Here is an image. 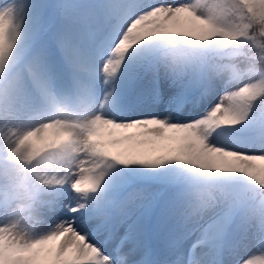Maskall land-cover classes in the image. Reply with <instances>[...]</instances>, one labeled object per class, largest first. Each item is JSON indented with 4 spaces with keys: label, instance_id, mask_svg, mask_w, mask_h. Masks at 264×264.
I'll use <instances>...</instances> for the list:
<instances>
[{
    "label": "snow or ice",
    "instance_id": "6c2138e0",
    "mask_svg": "<svg viewBox=\"0 0 264 264\" xmlns=\"http://www.w3.org/2000/svg\"><path fill=\"white\" fill-rule=\"evenodd\" d=\"M257 245L264 0H0V264H264Z\"/></svg>",
    "mask_w": 264,
    "mask_h": 264
},
{
    "label": "rangeland",
    "instance_id": "374dc122",
    "mask_svg": "<svg viewBox=\"0 0 264 264\" xmlns=\"http://www.w3.org/2000/svg\"><path fill=\"white\" fill-rule=\"evenodd\" d=\"M192 2H194V0H191ZM213 103L215 102L214 100L212 101ZM211 105L209 104V107H210ZM198 107V106H197ZM190 115H192L191 113H190ZM223 142L224 143H226V144H230V145H232V146H235V147H244L245 145H242V144H240V143H238L237 141H235L233 138H231V137H224L223 138ZM258 248H259V246L257 245V250H258Z\"/></svg>",
    "mask_w": 264,
    "mask_h": 264
},
{
    "label": "bare ground",
    "instance_id": "6f19581e",
    "mask_svg": "<svg viewBox=\"0 0 264 264\" xmlns=\"http://www.w3.org/2000/svg\"><path fill=\"white\" fill-rule=\"evenodd\" d=\"M151 2H157V0H151ZM188 2H192L191 0H188ZM45 135H50L49 133H46ZM256 256L264 255V252H260L259 250H256L254 253Z\"/></svg>",
    "mask_w": 264,
    "mask_h": 264
}]
</instances>
